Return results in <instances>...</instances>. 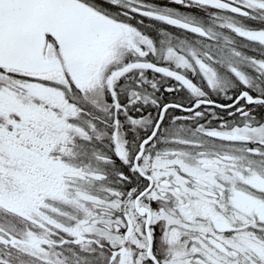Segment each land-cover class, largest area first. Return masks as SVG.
<instances>
[{
	"label": "snow or ice",
	"instance_id": "6c2138e0",
	"mask_svg": "<svg viewBox=\"0 0 264 264\" xmlns=\"http://www.w3.org/2000/svg\"><path fill=\"white\" fill-rule=\"evenodd\" d=\"M0 264H264V0H0Z\"/></svg>",
	"mask_w": 264,
	"mask_h": 264
},
{
	"label": "flooded vegetation",
	"instance_id": "af4514ba",
	"mask_svg": "<svg viewBox=\"0 0 264 264\" xmlns=\"http://www.w3.org/2000/svg\"><path fill=\"white\" fill-rule=\"evenodd\" d=\"M146 23H147V21H146ZM169 99H171V97H169Z\"/></svg>",
	"mask_w": 264,
	"mask_h": 264
}]
</instances>
